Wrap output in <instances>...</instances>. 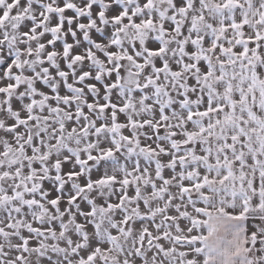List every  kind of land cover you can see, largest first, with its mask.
<instances>
[{"label": "snow or ice", "instance_id": "snow-or-ice-1", "mask_svg": "<svg viewBox=\"0 0 264 264\" xmlns=\"http://www.w3.org/2000/svg\"><path fill=\"white\" fill-rule=\"evenodd\" d=\"M0 264H264V0H0Z\"/></svg>", "mask_w": 264, "mask_h": 264}]
</instances>
